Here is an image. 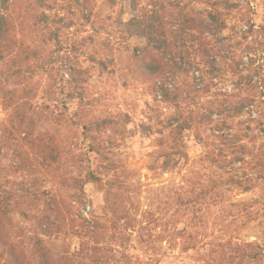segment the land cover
Instances as JSON below:
<instances>
[{"label":"rangeland","instance_id":"1","mask_svg":"<svg viewBox=\"0 0 264 264\" xmlns=\"http://www.w3.org/2000/svg\"><path fill=\"white\" fill-rule=\"evenodd\" d=\"M206 1L0 0L10 40L0 59V264H13L10 250L40 264L37 237L54 264H264L262 180L250 191H211L244 169L204 158L206 142L223 147L221 137L233 141L239 120L256 112L231 117L229 131L215 114L186 129L182 145L174 140L179 107L198 121L220 102L215 93L231 89L233 70L264 77V0H220L226 28L207 34L216 74L205 67L202 80L199 70L175 67L180 16L207 24L216 0ZM154 17L166 31L158 50L144 21ZM142 59L165 68L148 76ZM25 88L29 138L6 106ZM161 88L181 93L178 106L163 101ZM247 133L256 138L243 143L260 157L264 132L254 122ZM47 141L58 156L44 166ZM252 168L255 178L260 167Z\"/></svg>","mask_w":264,"mask_h":264},{"label":"trees","instance_id":"2","mask_svg":"<svg viewBox=\"0 0 264 264\" xmlns=\"http://www.w3.org/2000/svg\"><path fill=\"white\" fill-rule=\"evenodd\" d=\"M208 1L205 3L209 4ZM221 5L223 6L220 7ZM224 6L225 4L223 1L221 3L220 0H216V4L207 11V16L209 18L207 24H203L196 15L182 12L178 22L180 32L177 37L179 43L177 45L178 50L176 53L179 56L181 63L180 65L178 64L179 66H175L176 68L185 70L186 72L199 70L201 72L202 80H204L203 76L205 74V67L209 69L211 74H216L215 60L210 59L212 45L208 40L207 34L209 33L215 36L226 28V17L222 9ZM144 21H151L153 23L150 25L147 32L148 41L151 45L150 47L156 50L167 47L164 45L167 40L164 39L166 31L163 28V21L158 17H154L153 19L144 18ZM133 24L141 26L140 23L135 21H133ZM253 27L254 24L252 25V28ZM258 28V32L261 31L264 37V26H259ZM8 31L9 27L6 15L3 12H0V59L3 57V51L10 45ZM142 60L143 63L141 67L144 73L149 74L148 76H154L165 68L164 65L160 66V63H157L155 60ZM232 76L234 81L232 82L231 89L224 88L223 92L219 91L218 93H215L214 95L220 100V102L213 104V107L210 105L207 109L208 111L200 114L198 121L196 120L197 117L185 114V112L179 107L176 114L173 116L174 121L171 123L174 131V140H178V145L179 143L182 145L184 132L186 129L192 127L194 123L199 125L205 123L208 124L212 121V116L216 114L221 117L219 126L222 130L225 129L229 131L232 128V125L229 122L231 117L239 118L243 114H252V112H256V115L258 116L257 119H250V117L247 120H239L238 123L240 127L238 128L237 133L231 136L235 141H230L229 138L221 137V140L224 143L223 147H211L206 142L207 145L205 144L204 154L206 161L221 170L229 168L230 164L235 162L240 163L241 167L244 169L243 175L235 172L221 181H214L213 186L210 189L211 191L220 188L222 184L242 191L252 190L256 186L255 181L262 180L264 184V143L262 148L263 152L260 157H255L254 154H250L251 151L247 150V145L243 143V141H254L256 138L255 134L247 133V129H250L251 123L255 122L258 124L260 131L264 132V77L259 73L257 78H254L253 76H247L243 71L238 70H233ZM208 88L209 86L206 84V92L208 91ZM22 91L24 92L23 95L16 97V100L10 98L11 100L8 101L6 106L9 112L12 113L10 122L13 128L20 133H25L26 137L29 138V135H31L34 130V121L30 112L32 111V105L30 102L31 90L25 88L22 89ZM13 92H17V90H14ZM161 95L163 101L174 103L176 106H178L179 100L182 99L180 92H170L167 88H161ZM242 125L245 127L243 128ZM44 145L48 150L47 152L45 149L41 150L43 153L41 164L45 166L46 163H50V161H57L58 151L55 147H51L48 141L42 142L41 147ZM173 154L174 153L171 152L168 153L166 161L170 160V157ZM20 155L22 154L20 153ZM46 157H48L49 160ZM256 165L260 167L259 171L254 174L255 178H250L249 174H251V172H248L247 170L248 168L253 169L252 167H255ZM165 166L168 168V163H166ZM90 177L96 180L99 179L96 178L95 174H90ZM2 204L3 200H0V208ZM3 205L6 207L7 202H4ZM34 247L40 257V264H54L50 257V253L44 246L41 238L37 237L35 239ZM0 257H2V255H0ZM9 260L13 264H25L20 255L13 250H10L9 252Z\"/></svg>","mask_w":264,"mask_h":264}]
</instances>
